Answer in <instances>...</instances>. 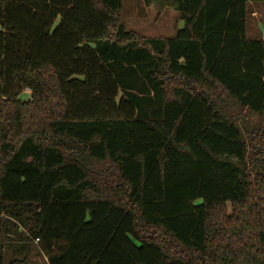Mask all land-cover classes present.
Masks as SVG:
<instances>
[{
	"label": "trees",
	"instance_id": "1",
	"mask_svg": "<svg viewBox=\"0 0 264 264\" xmlns=\"http://www.w3.org/2000/svg\"><path fill=\"white\" fill-rule=\"evenodd\" d=\"M122 1L0 0V264H264V0Z\"/></svg>",
	"mask_w": 264,
	"mask_h": 264
},
{
	"label": "rangeland",
	"instance_id": "2",
	"mask_svg": "<svg viewBox=\"0 0 264 264\" xmlns=\"http://www.w3.org/2000/svg\"><path fill=\"white\" fill-rule=\"evenodd\" d=\"M120 21L124 29L141 38H170L183 28L179 15L165 9L161 12L154 6H146L143 0H123ZM246 37L250 40H264V3L249 4L247 8ZM20 99L29 100L25 92ZM229 213V205L226 206ZM45 264L37 248L32 244L6 246L4 264Z\"/></svg>",
	"mask_w": 264,
	"mask_h": 264
}]
</instances>
